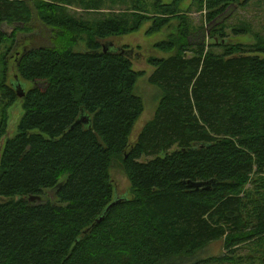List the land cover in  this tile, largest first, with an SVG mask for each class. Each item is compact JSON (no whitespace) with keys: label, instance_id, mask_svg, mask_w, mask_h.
I'll return each instance as SVG.
<instances>
[{"label":"trees","instance_id":"trees-1","mask_svg":"<svg viewBox=\"0 0 264 264\" xmlns=\"http://www.w3.org/2000/svg\"><path fill=\"white\" fill-rule=\"evenodd\" d=\"M29 1L58 33L52 46L15 61L34 86L21 99L25 113L13 137L7 111L20 98L4 65L0 264H264V37L254 45L217 42L227 26L193 28L182 0H154V12L141 0H0V25L16 27L11 37L0 28V47L28 30ZM235 1L198 4L212 25ZM74 6L108 13L84 19ZM150 20V34L173 20L179 26L155 45L170 56L148 59L149 81L162 94L133 141L144 111L135 90L145 72L103 45ZM79 41L85 49H74ZM115 162L132 197L119 198L98 221L118 199ZM207 181H214L208 190L189 186ZM220 240L221 254L202 255Z\"/></svg>","mask_w":264,"mask_h":264},{"label":"rangeland","instance_id":"rangeland-1","mask_svg":"<svg viewBox=\"0 0 264 264\" xmlns=\"http://www.w3.org/2000/svg\"><path fill=\"white\" fill-rule=\"evenodd\" d=\"M162 1L165 4L173 2V0ZM141 2L148 4V6H146L148 8L147 10L154 12L153 6H150L154 3V0H141ZM198 3L199 0H182L179 8L183 11H189V20L193 24V28H199L201 30V28L205 26L206 29H210L213 25H218L219 22L224 23V25L227 26L225 29L226 36H221V34L216 35V39L218 38L217 42H224V44L242 43L254 45L259 42L257 35L264 37V0H236L228 7L223 16L214 21L212 25H207L205 17L207 11L201 10ZM29 4L33 10V18L28 24V30L23 33H17L15 40L7 39L0 47V81L3 78L4 67H6L4 65L8 64L7 84L15 88L18 82L23 86L25 91L31 89L34 86V83L26 81L19 75L15 66V61L21 57L24 49L29 50L39 46H52L50 37H57L56 34L58 33V31H55L42 21L33 1H29ZM62 4L68 6L66 2H63ZM116 7V9L119 8V6ZM69 8L71 9V12L76 13L77 16L91 20L102 18L108 13L104 10L102 12L90 14L78 9L76 6ZM116 9L114 8V11L118 12ZM153 23L154 21L152 20L144 22L141 28L136 32L124 36L112 37L104 41V44L108 43L113 49H122L124 47L125 50L133 51L129 56L132 59L134 68L145 72V75L138 81L135 90L136 94L143 99L144 111L134 128L132 136L133 141H135L142 128L154 118L162 94L161 89L149 81L155 68L149 64L148 59L151 57L166 58L170 56V54L158 50L155 45L161 41L168 40L172 34H176L179 26V20H173L170 25L165 26L161 31L150 34L148 33V29H150ZM0 28L5 35L9 37L16 32V27L6 22L1 24ZM235 30H246V32L237 34ZM196 40L198 41V39ZM209 42L213 43L214 40L208 39V43ZM72 46L75 50L85 49V42L79 41ZM188 55L191 57L193 53H189ZM19 98L20 99L7 111V133L12 137L15 136L17 126L25 113L23 109V100H21V97ZM111 178L116 198L128 199L132 197L130 181L118 162H115L112 166ZM223 247L222 240L215 241L201 253L203 256H216L221 254ZM197 258L199 259V257Z\"/></svg>","mask_w":264,"mask_h":264},{"label":"water","instance_id":"water-1","mask_svg":"<svg viewBox=\"0 0 264 264\" xmlns=\"http://www.w3.org/2000/svg\"><path fill=\"white\" fill-rule=\"evenodd\" d=\"M103 50H104V53L108 52V51H122L121 53L122 54H131L133 51H128V50H122L121 48H116V49H113L112 46L108 45L107 44H104L103 45ZM16 90H17V94L19 97L23 98L25 95H26V91L25 89L23 88V86L21 84H19L17 82L16 84ZM78 122H84L86 123L87 120L82 117L79 119ZM214 183V181H207V182H189V186L192 187V188H195L196 190H201V189H205V190H208L210 189V187L212 186V184ZM49 194H51L52 196V199L55 198V195L52 191L49 192ZM19 199V198H17ZM41 201L42 200V197L41 196H31L29 198V201L33 202V201ZM117 201H120L119 198L117 200H115L104 212V214L98 219V221H101L102 219H104V217L106 216V214L110 211L111 207L117 203Z\"/></svg>","mask_w":264,"mask_h":264},{"label":"flooded vegetation","instance_id":"flooded-vegetation-1","mask_svg":"<svg viewBox=\"0 0 264 264\" xmlns=\"http://www.w3.org/2000/svg\"><path fill=\"white\" fill-rule=\"evenodd\" d=\"M24 52H27V49H24ZM24 52H23V53H24Z\"/></svg>","mask_w":264,"mask_h":264},{"label":"bare ground","instance_id":"bare-ground-1","mask_svg":"<svg viewBox=\"0 0 264 264\" xmlns=\"http://www.w3.org/2000/svg\"><path fill=\"white\" fill-rule=\"evenodd\" d=\"M20 116V115H19ZM19 118V117H18ZM18 118H17V120H18ZM13 125V124H12ZM15 125V124H14Z\"/></svg>","mask_w":264,"mask_h":264}]
</instances>
